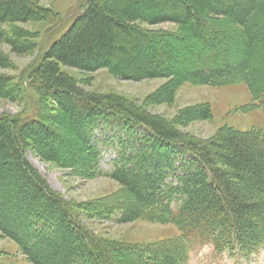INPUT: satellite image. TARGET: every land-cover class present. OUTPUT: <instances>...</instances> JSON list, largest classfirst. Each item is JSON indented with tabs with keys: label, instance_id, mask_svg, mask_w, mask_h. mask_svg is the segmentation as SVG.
<instances>
[{
	"label": "trees",
	"instance_id": "trees-1",
	"mask_svg": "<svg viewBox=\"0 0 264 264\" xmlns=\"http://www.w3.org/2000/svg\"><path fill=\"white\" fill-rule=\"evenodd\" d=\"M31 1L0 0V22L40 19ZM50 15L59 16L53 10ZM139 24H171L186 36L155 34ZM20 42H9L16 53L32 50ZM260 53L264 0H91L49 45L36 70L43 102L59 107L62 132L51 126L43 102L31 114L0 121V232L33 264H117L107 252L111 246L27 159L33 145L44 160L57 162L65 133L79 149L74 165L90 177H109L136 200L128 210L112 209L109 219L138 218L179 230L165 258L140 248L139 264H189L191 254L205 246L215 259L250 258L264 247V200L246 194L264 192V129L228 128L217 144L228 152L220 153L133 103L85 93L61 67L107 68L134 80L172 75L216 87L230 83L237 68L246 69L252 74L241 81L252 92L251 108L264 109ZM5 62L0 54V67ZM8 88V79L0 76V96ZM104 146L116 151L109 172L102 167Z\"/></svg>",
	"mask_w": 264,
	"mask_h": 264
},
{
	"label": "rangeland",
	"instance_id": "rangeland-1",
	"mask_svg": "<svg viewBox=\"0 0 264 264\" xmlns=\"http://www.w3.org/2000/svg\"><path fill=\"white\" fill-rule=\"evenodd\" d=\"M90 1L32 0L33 7L41 11L40 19L24 23L0 22V54L6 59L4 66L0 67V76L8 79L10 91L8 93L4 91L0 96V121L26 116L32 111L39 110L43 100L37 90L38 82L35 75L36 70L40 68L42 57L49 45L68 31ZM50 10L59 16L53 17ZM139 25L144 31H152L155 34L186 36V32L171 24L152 27ZM12 40L21 41L20 43L33 48L27 53H16L9 44ZM257 56L264 59V53ZM61 69L62 73L69 76L85 93L116 97L133 103L175 130L203 143H211L216 147L214 151L220 153L228 152L225 147H217V144H221V135L228 128L234 131L264 129V109L251 108L252 92L249 86L241 81L252 74L246 69L237 68L230 78V83L218 87L172 75L134 80L125 79L107 68L93 72L63 66ZM43 103L45 113L52 118L51 126L62 132L63 120L59 119V107L52 100H45ZM61 134L65 148L64 153L59 154L57 162L44 160L38 150L29 145L27 159L34 168L55 192L74 203L75 210L79 211L89 230L111 246V250L106 249L117 264L141 263L140 248L155 254L161 253L165 258L164 251L175 248L174 245H170V241L180 236L179 230L172 224H156L138 218L121 223L109 219L112 209L128 210L132 205H137L136 200L129 193H121L120 185L109 177H90L79 164L74 165L71 158L74 154L75 159L80 158L79 149L72 136ZM104 137L102 136L101 140ZM102 149L104 156L102 167L109 172L116 151L108 146ZM235 183L237 187L243 189L244 185L241 182L235 180ZM246 194L251 200H264L263 191ZM259 221L262 220L258 219L255 222ZM257 225L259 229L260 222ZM120 246L123 248H119ZM0 264L33 263L14 241L0 232ZM189 264H264V247L250 258L239 260L228 255L215 259L210 247L199 248L191 254Z\"/></svg>",
	"mask_w": 264,
	"mask_h": 264
}]
</instances>
